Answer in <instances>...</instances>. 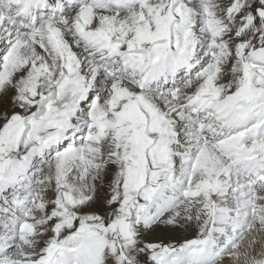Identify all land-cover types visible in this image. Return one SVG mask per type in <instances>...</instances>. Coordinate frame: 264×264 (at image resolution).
<instances>
[{"label": "snow or ice", "instance_id": "obj_1", "mask_svg": "<svg viewBox=\"0 0 264 264\" xmlns=\"http://www.w3.org/2000/svg\"><path fill=\"white\" fill-rule=\"evenodd\" d=\"M0 264H264V0H0Z\"/></svg>", "mask_w": 264, "mask_h": 264}]
</instances>
